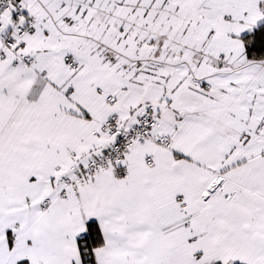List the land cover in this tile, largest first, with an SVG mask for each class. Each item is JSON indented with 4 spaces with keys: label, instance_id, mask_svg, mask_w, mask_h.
<instances>
[{
    "label": "snow or ice",
    "instance_id": "snow-or-ice-1",
    "mask_svg": "<svg viewBox=\"0 0 264 264\" xmlns=\"http://www.w3.org/2000/svg\"><path fill=\"white\" fill-rule=\"evenodd\" d=\"M0 264H264V0H0Z\"/></svg>",
    "mask_w": 264,
    "mask_h": 264
}]
</instances>
